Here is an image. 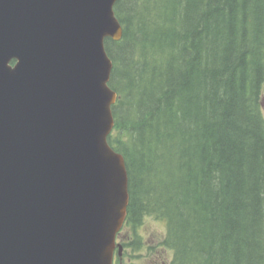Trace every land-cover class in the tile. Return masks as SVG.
<instances>
[{"label":"trees","instance_id":"16d2710c","mask_svg":"<svg viewBox=\"0 0 264 264\" xmlns=\"http://www.w3.org/2000/svg\"><path fill=\"white\" fill-rule=\"evenodd\" d=\"M115 14L123 230L165 220L170 264H264V0H117Z\"/></svg>","mask_w":264,"mask_h":264},{"label":"water","instance_id":"95a60500","mask_svg":"<svg viewBox=\"0 0 264 264\" xmlns=\"http://www.w3.org/2000/svg\"><path fill=\"white\" fill-rule=\"evenodd\" d=\"M116 2L0 0V264H113L122 249Z\"/></svg>","mask_w":264,"mask_h":264},{"label":"flooded vegetation","instance_id":"af4514ba","mask_svg":"<svg viewBox=\"0 0 264 264\" xmlns=\"http://www.w3.org/2000/svg\"><path fill=\"white\" fill-rule=\"evenodd\" d=\"M136 232L138 238L130 234L124 236L123 231L118 234L117 242L122 244V249L115 250L113 264H170L169 249L160 247L158 243L144 242L139 229Z\"/></svg>","mask_w":264,"mask_h":264},{"label":"rangeland","instance_id":"374dc122","mask_svg":"<svg viewBox=\"0 0 264 264\" xmlns=\"http://www.w3.org/2000/svg\"><path fill=\"white\" fill-rule=\"evenodd\" d=\"M167 230V224L165 220L156 219L155 217H147L141 227L139 228V233L144 237V242H149L150 244L158 243L164 238ZM124 236H128L129 230H123ZM170 258H172V251L170 250Z\"/></svg>","mask_w":264,"mask_h":264}]
</instances>
